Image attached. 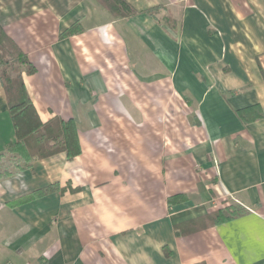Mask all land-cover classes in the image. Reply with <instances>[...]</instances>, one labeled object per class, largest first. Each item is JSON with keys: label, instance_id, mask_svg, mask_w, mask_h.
I'll list each match as a JSON object with an SVG mask.
<instances>
[{"label": "crops", "instance_id": "crops-1", "mask_svg": "<svg viewBox=\"0 0 264 264\" xmlns=\"http://www.w3.org/2000/svg\"><path fill=\"white\" fill-rule=\"evenodd\" d=\"M127 2L130 19L98 0H0L42 122L75 120L82 149L0 180V264H264V118L237 116L264 112V0ZM15 140L0 86V153ZM53 185L80 191L12 206ZM232 203L246 212L177 234Z\"/></svg>", "mask_w": 264, "mask_h": 264}, {"label": "trees", "instance_id": "trees-1", "mask_svg": "<svg viewBox=\"0 0 264 264\" xmlns=\"http://www.w3.org/2000/svg\"><path fill=\"white\" fill-rule=\"evenodd\" d=\"M115 17L130 19L139 12L127 0H98ZM161 9L146 11L155 17ZM175 28L176 21L172 17L165 18ZM157 22H161L157 20ZM82 24L77 22L60 35V39L83 32ZM37 72L35 64L21 47L7 34L0 24V86L5 91L9 115L16 133V140L6 145L0 153V180L8 179L17 173L32 167L36 160H43L54 155L65 153L69 160H73L82 153L79 130L73 119L65 120L56 116L50 121L42 122L32 101L24 81V75L32 76ZM238 118L244 124H250L264 118L260 105H254L237 112ZM61 191L78 193L80 188L53 185L34 192L14 202L12 206L27 203L33 199L42 198L54 192ZM186 195H176L170 198L171 205L184 202ZM245 208L237 203L219 208L193 221L175 226L177 234H186L204 230L213 225L231 222L245 213ZM206 264V263H199Z\"/></svg>", "mask_w": 264, "mask_h": 264}, {"label": "rangeland", "instance_id": "rangeland-1", "mask_svg": "<svg viewBox=\"0 0 264 264\" xmlns=\"http://www.w3.org/2000/svg\"><path fill=\"white\" fill-rule=\"evenodd\" d=\"M174 101H178L177 99H173ZM158 107V106H157ZM160 111H162L163 113H162V118L164 117V119L165 118H168V117H176V116H180V111L179 110H176V111H167V110H162V109H157V113H159ZM179 113V114H175V113ZM160 115L159 114H157V117H159ZM165 120H163V122H164ZM191 121H193V122H196L195 121V118H194V116L193 117H191ZM193 122H192V124H193ZM197 124H198V122H197ZM197 126H199V124L197 125ZM222 204H224V202H222V203H220V204H217V206L219 207V206H222Z\"/></svg>", "mask_w": 264, "mask_h": 264}]
</instances>
